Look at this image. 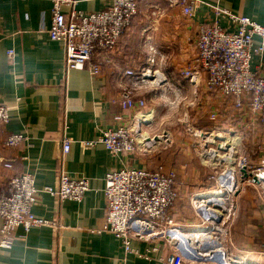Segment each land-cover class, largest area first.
Returning a JSON list of instances; mask_svg holds the SVG:
<instances>
[{"label": "crops", "instance_id": "0c3cea01", "mask_svg": "<svg viewBox=\"0 0 264 264\" xmlns=\"http://www.w3.org/2000/svg\"><path fill=\"white\" fill-rule=\"evenodd\" d=\"M137 1L138 11L111 53V61L98 58L94 61L98 67L96 72L87 68L66 72L63 43L50 39L47 33L52 0H0V103L8 108V121L0 123V182L29 172L35 186L41 188L55 184L60 171L89 181V189L80 201L59 202L52 195L41 193L30 210L35 217L49 220L54 226L33 225L26 233L18 227L16 236L25 234V237H16L9 248L0 251V264H166L163 259L167 253L175 246L184 245L178 235L164 228L148 239L130 238L129 245L134 251L125 252L118 237L100 229L105 205L104 179L109 170L125 165L148 167L164 173L175 171L181 187L182 183L196 177V166L175 163L178 156L174 151L171 162L166 153L170 149L157 151L154 163L146 160L147 152L135 150L113 156L101 142L94 146L82 143L117 128L121 122L131 121L135 110H123L120 105L123 87L146 102L140 111L150 119L141 125L140 135L162 125L164 115L160 105L165 99L155 97L157 91L152 94L154 98H149L147 90L142 91L150 84L148 80L133 84V77L124 74L126 69L139 71L147 66L151 48L161 54L157 64L167 74L171 85L172 78L178 85L175 77L182 70V64L187 63L188 70L195 68L193 41L199 26L207 24L213 15L209 6H200L196 14L188 18L180 15L176 8H169L165 0ZM211 1L231 13L264 23V0ZM73 7L96 11L103 7V0H75ZM68 9V6L63 8L65 12ZM259 41L255 36L253 46ZM8 49H13L12 58L7 55ZM260 62L258 71L264 73V54ZM256 63L257 59L252 57V66ZM197 76L196 82H190L191 92L200 105L196 111L208 115V126L213 128L220 120L239 125L231 97L216 90L206 91L205 74L199 71ZM211 111L216 114L214 119L210 118ZM117 115L121 118H116ZM256 132L258 143L264 145V127L257 128ZM9 133H21L27 139L17 146L7 147L3 142ZM160 133L158 141L166 145L170 131L163 127ZM63 134L70 139V146L60 157ZM257 199L260 197L253 192L236 191L231 197L234 208L227 210L228 215L220 221L221 224L228 220L234 223L226 230L229 238L226 250L230 255H253L261 245L264 208ZM184 204L181 201L178 206L173 205L170 216L187 233L193 232L198 228L187 226L193 219L188 217ZM184 239L188 244L198 242L192 236ZM207 246L213 245L208 242Z\"/></svg>", "mask_w": 264, "mask_h": 264}, {"label": "built area", "instance_id": "2783aa9c", "mask_svg": "<svg viewBox=\"0 0 264 264\" xmlns=\"http://www.w3.org/2000/svg\"><path fill=\"white\" fill-rule=\"evenodd\" d=\"M165 1L169 8H178L180 15L188 18H192L200 6H209L213 15L207 24L199 26L193 41L196 50L195 60L199 69L191 73L190 82H196L198 72H203L205 90H216L223 96H230L237 116L241 120L245 119L241 125L251 127L253 130L264 127V73L258 71L264 54V23H258L248 16L231 13L211 0ZM137 2V0H103L101 9L87 12L75 9L73 7L75 0H52L51 22L47 33L50 39L63 43L64 71L87 68L96 72L98 67L94 61L98 58L111 61V53L138 11ZM67 6L69 9L65 12L63 8ZM255 36H258L260 41L253 46ZM7 55L12 58L13 49H8ZM252 57L257 59L255 66H252ZM155 64V51L151 49L147 66L139 71L126 69L124 74L133 77V84L138 80L146 82L150 73H157ZM144 104L143 98H137L132 91L123 87L120 105L123 110H135L131 121L129 123L120 121L117 128L104 131L96 139L84 140L83 145L94 146L96 142H101L113 156L120 153L130 154L135 150L144 152L145 147L148 148L156 142L154 135H147L148 142L145 143L137 141L134 136L141 133V124L149 122L150 119L147 114L143 115L140 111ZM209 114L212 119L216 116L214 111ZM116 118L121 117L117 115ZM7 121L8 108L0 103V123L4 124ZM241 125L229 128L230 133L228 132L227 135L234 134L231 137L232 140L219 136L220 132L216 128H211V133L205 137L201 148L205 150L207 147L212 154L217 152L216 149H227L229 156H232L237 152L236 147L240 141L237 133H240ZM26 139L27 136L24 134L9 133L3 143L7 147H14ZM227 142L236 143L228 148ZM69 146L70 139L63 134L60 157L65 154ZM213 146L216 149H212ZM258 148H262L261 145ZM228 160L231 159L227 157L225 162L231 165L233 162ZM236 160L240 163L246 161L243 157ZM175 176L176 172L173 170L164 173L160 169L148 167L125 165L109 170L104 179L105 205L100 229L118 237L124 244L125 252L134 251L129 245L132 237L148 239L150 235L162 232L164 228L173 235L187 233V230L170 216L171 208L179 196ZM214 177V175L209 176L210 179ZM215 180L216 188L222 193L221 196L229 199L232 191L225 184V179ZM88 189L87 178L70 176L64 171L59 172L55 184L41 188L35 186L34 178L29 172H21L1 181L0 251L9 248L16 237H25V234L16 236L15 230L18 227H22L26 233L33 225L54 226V223L49 220L35 217L30 210L41 193L46 192L59 202L80 201ZM221 219L216 218V221L220 222ZM198 222L199 220L190 221L187 226L189 228L193 226L195 229L203 227L210 231L216 228V226L212 228L211 223L208 226V224L199 225ZM198 243L195 246L192 243L175 246L174 250L167 253L163 262L166 264H228L227 261L230 259L231 262L236 261L240 264L239 259L242 256L230 255L226 249L222 248L220 256H214L212 246L205 247L201 245V242Z\"/></svg>", "mask_w": 264, "mask_h": 264}, {"label": "rangeland", "instance_id": "374dc122", "mask_svg": "<svg viewBox=\"0 0 264 264\" xmlns=\"http://www.w3.org/2000/svg\"><path fill=\"white\" fill-rule=\"evenodd\" d=\"M166 2V1H165ZM167 5V2H166ZM168 6V5H167ZM178 13L180 14L178 8H176ZM152 49V48H151ZM154 50V49H153ZM155 51V50H154ZM156 55V64L154 65V68L157 69V73L153 74L150 73V75L146 78L150 84L148 85L147 89L144 88L142 91L147 90L145 93L149 95V98H154L155 94L153 92H156L155 97L159 99L164 98L163 103H161L160 107L163 110V122L162 125L157 126L152 130L149 131L151 135L159 136L161 137L160 129H168L170 131L169 140L166 141V145H163V143H160L159 139H155L157 142H155L153 145L146 148L144 151L149 153L148 158L146 160H152L156 161L157 157V151L163 152V150H169L166 151V153L170 156L169 160L172 162V152L177 153V160L175 163H185L189 166L191 164L195 167V178L193 177V181H188L187 183H182L181 187L178 183L177 186L179 188V198L180 200L177 203H174V207L178 206L179 203L182 201V203L185 206V208L188 209V217L190 219H193V221L199 220L198 224L210 226L213 228L216 226V228L210 230H207L204 228L203 232H205L206 238H196L195 241L201 242L203 246L207 247V243L211 242L213 249L214 256L217 255L220 256V251L222 249H229L228 248V242L227 239L228 236H226V230H230V228L233 227L234 223L232 221L228 220L221 224V222H217L216 218H223L228 215L227 210H232L233 204H231V197L233 194L237 192H253L257 194L260 199H257L260 201L261 206L264 208V180L261 179H253L256 174H261L264 172V145L261 142L258 143V137L256 130H253L251 127H246L245 125H241L242 121L238 117L239 125L241 127L239 128V132L237 133L240 136V141L237 148V152L233 154L232 156H229L227 149L226 150H220L216 149L214 146L212 149H216L217 152H212L207 150V147L204 149L201 148V144L204 141L205 137L208 136L209 133H211L210 129L211 127L208 126L209 120L208 115L204 111H196V108H199L200 105H197L192 91V83H190L191 79V73L195 70L198 71L197 61L195 68H192L191 70H188V64H182V70L179 73V77L176 76L175 78H178L179 81L176 80V82H179L176 86L174 83V80L172 78V85L171 81L169 80L167 74L165 72H162L159 69L158 66V59H160L162 56L161 54ZM174 76V74H173ZM161 80H158L157 78H160ZM174 78V79H175ZM152 83V84H151ZM190 85H192L190 87ZM199 87V86H198ZM198 91V90H197ZM166 102V103H165ZM146 105V102H145ZM216 106V105H214ZM161 121V119H160ZM159 121V122H160ZM141 125H144L142 123ZM235 124H231L230 121L227 122L225 120H220L219 122L213 126V128H216L221 134V136H225L229 131V128L236 127ZM262 132V131H261ZM146 132H143V135L136 134L135 139L138 141L139 138H143L144 135H150ZM155 133V134H154ZM159 133V134H158ZM234 134L229 135V139ZM264 136V135H263ZM172 138L175 139V141H172ZM159 140V141H158ZM225 140V139H223ZM222 140V141H223ZM232 140V139H231ZM158 142L160 144H158ZM198 142V144H196ZM227 147H232L235 143L232 144V142H227ZM258 143V144H257ZM167 144H170L171 146H167ZM223 146V144L221 143ZM257 145V146H256ZM262 148H258L260 146ZM137 147H140L141 149H144V147H141L140 145ZM225 147V148H227ZM234 151V149H232ZM140 152H143L142 150H139ZM137 150V152H139ZM227 157H229L231 160H228L229 162H233L231 165L227 164L225 161H227ZM245 158V162H237L236 158ZM149 160V161H150ZM197 164V165H196ZM213 164V165H210ZM227 164V165H226ZM171 165V164H170ZM187 166L186 169L189 167ZM190 169V168H189ZM244 171H243V170ZM185 174V173H183ZM189 174V173H188ZM214 175L215 179L221 178L225 179V184L227 185L228 189L232 191V194H230L229 199L225 198L222 195L221 192H219L216 188L217 183L216 180L210 179L209 176ZM229 186L233 187L230 188ZM181 190L183 191L181 193ZM212 191V192H210ZM207 192V193H203ZM200 193H203L202 195H198ZM218 193V195L216 194ZM216 194V195H215ZM210 197H218L222 198L221 201H215V202H204L203 200H207V198ZM178 199V198H177ZM256 201V199L254 200ZM212 203V204H210ZM215 203V204H214ZM181 206V205H180ZM191 206V207H190ZM190 208H192L190 210ZM210 217V219H207ZM202 221V222H201ZM193 227V226H192ZM203 227H198V229H202ZM191 232L183 233L182 235H178V238L181 240L182 243L186 242L184 239L186 234L188 235ZM184 234V235H183ZM187 238V237H186ZM263 238V237H262ZM210 239V240H209ZM261 245L259 248L256 249L254 254H248L249 256H242L239 260L240 264H264V238L261 239ZM193 242V239H192ZM196 244H199V243ZM188 243H184L183 246L187 245ZM193 246H195V243H192ZM228 252V251H227ZM229 253V252H228ZM252 253V252H250ZM253 256V257H252ZM227 260V259H226ZM233 262V263H232ZM227 261L228 264H238L236 261Z\"/></svg>", "mask_w": 264, "mask_h": 264}, {"label": "bare ground", "instance_id": "6f19581e", "mask_svg": "<svg viewBox=\"0 0 264 264\" xmlns=\"http://www.w3.org/2000/svg\"><path fill=\"white\" fill-rule=\"evenodd\" d=\"M219 134H222V133H219ZM147 135H144L143 136V138H139V140L141 141V142H143V143H145V142H148V140H147V138L148 137H146ZM219 136H221V135H219ZM221 137H223V138H225V137H229V135H227V134H225V136H221ZM159 138V137H158ZM162 139V138H161ZM211 140V139H210ZM256 176V178L257 179H261V180H264V172H262L261 174H256L255 175ZM217 195H218V193H216ZM215 194V195H216ZM222 200V198H218V197H210V198H207V200H203L204 202H215V201H221ZM203 230H204V228H202V229H197V230H195V231H193V232H191V233H189L188 235L186 234V236L185 237H189V236H192V237H195V238H199V239H201V238H206V235L208 234H206L205 232H203ZM184 235V234H183ZM208 236V235H207ZM209 237V236H208ZM210 240V239H209ZM184 243H186V242H184Z\"/></svg>", "mask_w": 264, "mask_h": 264}, {"label": "water", "instance_id": "95a60500", "mask_svg": "<svg viewBox=\"0 0 264 264\" xmlns=\"http://www.w3.org/2000/svg\"><path fill=\"white\" fill-rule=\"evenodd\" d=\"M154 139H158V136H154ZM243 170V169H242ZM244 171V170H243ZM253 179H256V176H254Z\"/></svg>", "mask_w": 264, "mask_h": 264}]
</instances>
